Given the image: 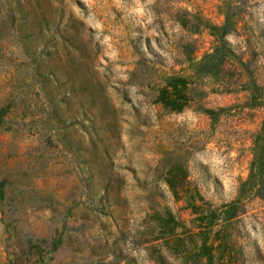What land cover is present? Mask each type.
Here are the masks:
<instances>
[{
	"label": "rangeland",
	"instance_id": "obj_1",
	"mask_svg": "<svg viewBox=\"0 0 264 264\" xmlns=\"http://www.w3.org/2000/svg\"><path fill=\"white\" fill-rule=\"evenodd\" d=\"M0 264H264V0H0Z\"/></svg>",
	"mask_w": 264,
	"mask_h": 264
},
{
	"label": "trees",
	"instance_id": "obj_2",
	"mask_svg": "<svg viewBox=\"0 0 264 264\" xmlns=\"http://www.w3.org/2000/svg\"><path fill=\"white\" fill-rule=\"evenodd\" d=\"M230 13L226 12L224 15V20L223 23L220 25H216L213 23H204L205 26H207L211 31L212 34L214 35V39L216 43L213 45V53L217 54L218 48H221V46H224V41L222 39L223 34L227 31L228 25L231 23L230 21ZM195 19V17H193ZM182 25L185 26L186 29H188V25L186 23L185 18L181 17ZM192 24H197V22L192 23ZM195 30V29H194ZM184 52H187L186 49ZM235 61L237 64H239L243 70L245 75L249 76V80H252L250 77V72L246 69V61L240 59L238 55H234L232 53ZM189 56L187 55L185 58H188ZM231 62V65H235L234 62ZM253 81V80H252ZM253 88L255 92L259 93L260 92V87H258L255 83L253 84ZM188 79L184 76H174V75H169L167 76L162 84L157 86V91L153 97L154 102L160 103L162 106L167 107L170 110H180L183 108L185 105L190 100V96L188 93ZM179 166V165H178ZM184 174H182L181 179H183ZM167 183L173 187V183L169 180L166 179ZM181 183V182H180ZM173 192H176V189H172ZM211 218H216L218 213H215L213 209L208 211ZM152 223H150V227L146 229L147 233H152L151 237L149 239H157L161 238L162 236H172L176 233V228L177 227H182L183 223L173 215V213L167 209L164 208L163 212L155 211L152 214ZM209 223V221H208ZM185 230V228H184ZM184 230H180V233L184 234ZM212 245L211 243H207L205 241V238L201 239L199 246H197L196 251H194V254L198 257V255L203 254L206 256L207 263H210L212 261L213 254L211 252ZM197 260V258H196ZM195 261V260H193Z\"/></svg>",
	"mask_w": 264,
	"mask_h": 264
}]
</instances>
